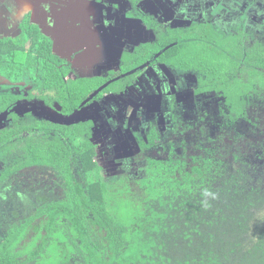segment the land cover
<instances>
[{
  "label": "trees",
  "instance_id": "1",
  "mask_svg": "<svg viewBox=\"0 0 264 264\" xmlns=\"http://www.w3.org/2000/svg\"><path fill=\"white\" fill-rule=\"evenodd\" d=\"M261 40L252 56L209 38L215 63L203 66L207 84L199 88L222 91L224 119L189 161L152 160L142 177L93 160L88 122L11 119L0 134V264H264V138L254 145L246 131L259 127L251 99L264 101ZM241 62L256 67L246 71L256 84H236ZM37 85L63 115L94 88ZM9 96L0 95V110Z\"/></svg>",
  "mask_w": 264,
  "mask_h": 264
},
{
  "label": "flooded vegetation",
  "instance_id": "2",
  "mask_svg": "<svg viewBox=\"0 0 264 264\" xmlns=\"http://www.w3.org/2000/svg\"><path fill=\"white\" fill-rule=\"evenodd\" d=\"M242 19L243 41L238 37L221 47L255 56L264 36V0H0V43L19 39L24 27L22 38L32 55L18 61L29 76L34 73L35 83L94 86L77 109L63 115L61 105L46 106L40 99L52 92L28 84L26 76L10 81L0 72V95L10 94L0 110V134L14 117L68 127L88 122L96 147L108 141L107 160L97 161L106 171L142 177L152 160L187 162L198 153L197 142L206 144L205 136L215 135L225 99L222 91L200 90L207 83L191 69L174 68L166 55L189 39L199 45L203 28L221 38L235 35ZM251 68L256 69L241 62L234 78L250 76ZM250 77L244 84H256V75ZM251 101L249 115L259 119V127L249 124L246 131L255 145L254 131L264 130V101ZM48 114L58 120L43 118Z\"/></svg>",
  "mask_w": 264,
  "mask_h": 264
},
{
  "label": "rangeland",
  "instance_id": "3",
  "mask_svg": "<svg viewBox=\"0 0 264 264\" xmlns=\"http://www.w3.org/2000/svg\"><path fill=\"white\" fill-rule=\"evenodd\" d=\"M18 18V17H16ZM19 20V19H18ZM17 20V22H18ZM261 21V20H260ZM244 23V19H242V21H240L238 23V25L235 26L234 31H235V35L229 34L224 36L223 38H221L220 34H216V33H209L207 28H203V32L200 34L201 36H203V38H211L214 37L215 40H217L218 42L222 43L221 46H225V47H229V40H234V39H241L243 41L245 34H243L241 32L242 28L246 29L245 26H243ZM261 23H263V21H261ZM24 27L22 28V33L19 39H11V40H7V41H2V43H0V72L3 75H7L9 76V80L13 81V79H20L19 75L21 76H26L25 80L26 82H29L28 84H39L38 82L35 83L33 81V78L36 77L34 75V73L32 75L29 76V72L26 71V67L24 63H21L18 61L19 60H23L25 58V55H32V53L29 51L27 52V48H26V42L24 41V38H22V36L25 34L24 31ZM11 31V30H8ZM39 31L40 28H39ZM237 31V32H236ZM44 33V31H42ZM49 35V33L47 34ZM204 40L201 42L202 45H194L191 42H195L197 41L196 39H189V41H186L185 43H180L178 46L175 47V50L172 52V54L170 55V52L168 53V55H166V57H171V61L173 63V67L176 69H180V70H186V69H191V71H195V73H197L199 75V82L200 83H204L205 79H206V70L203 69V66L208 67L210 66L212 63H215L214 61H212L210 58H208L207 54V48H206V41ZM199 39V38H198ZM264 39V36H263ZM164 40V39H163ZM162 40V41H163ZM228 40V41H227ZM166 42V41H165ZM163 41V43H165ZM213 43V42H212ZM204 44V45H203ZM169 45V44H168ZM73 47V45H71ZM202 46L203 50H199L198 47ZM193 47H195V52L192 54V50ZM199 52H196L198 51ZM229 52H233V48H229L228 49ZM199 55V56H196ZM193 56V57H191ZM173 57V58H172ZM186 57L187 59L185 61H192L191 65H186L183 64L182 65V60L180 58H184ZM15 59V61H14ZM189 59V60H188ZM196 69V70H195ZM200 69V70H197ZM10 71V72H9ZM242 75V72L240 73V76ZM251 76V74H250ZM250 76H246V77H238L235 78L236 80V84L241 83L244 84V80H248L249 82V77ZM250 79L253 81V79L250 77ZM3 84H7L3 81ZM27 84V83H25ZM99 104V103H96ZM90 109L95 112L98 115V112H96V108H95V104H92L91 106H89ZM103 109H101V106H99V111H101ZM36 112V111H35ZM34 112V113H35ZM254 112L252 111L251 114H253ZM37 115V114H36ZM43 118H47L49 119L51 122H56L58 120V118L56 117V115L54 114H48L46 116H43ZM48 121V120H47ZM1 129H3V127H0ZM255 134H253L256 138L262 139L264 138V130L261 129V131H254ZM188 133L191 135H193V133L188 130ZM187 136V137H190ZM193 138V137H191ZM108 141L105 139L104 142H100L99 144H97L96 147V151H97V156L94 158V161H99V163L101 164L103 161L105 163V161L107 160L105 154H104V148L106 146V144ZM103 155V156H102ZM105 167V166H104ZM114 173V171H112V174ZM21 203L28 205V201L27 199H23L21 200ZM17 203H15L16 205ZM23 204V205H24Z\"/></svg>",
  "mask_w": 264,
  "mask_h": 264
}]
</instances>
